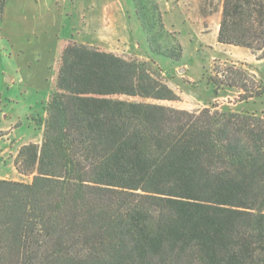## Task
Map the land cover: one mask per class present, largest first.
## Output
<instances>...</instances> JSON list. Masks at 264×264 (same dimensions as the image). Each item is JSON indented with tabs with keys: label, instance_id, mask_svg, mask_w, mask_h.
I'll use <instances>...</instances> for the list:
<instances>
[{
	"label": "trees",
	"instance_id": "trees-1",
	"mask_svg": "<svg viewBox=\"0 0 264 264\" xmlns=\"http://www.w3.org/2000/svg\"><path fill=\"white\" fill-rule=\"evenodd\" d=\"M217 42L264 58V0H222ZM51 68L41 141L13 160L31 180L0 178V264H264V112L147 101L178 99L149 61L73 40ZM209 80L264 94L234 66Z\"/></svg>",
	"mask_w": 264,
	"mask_h": 264
},
{
	"label": "rangeland",
	"instance_id": "rangeland-1",
	"mask_svg": "<svg viewBox=\"0 0 264 264\" xmlns=\"http://www.w3.org/2000/svg\"><path fill=\"white\" fill-rule=\"evenodd\" d=\"M177 1L143 0L144 5L138 10L141 14L154 13L152 7L155 6L160 15L159 28L164 33L157 41L162 47L176 46L180 50L177 56L170 58L149 47L132 0H6L0 17V70H16L18 65H23L27 70H32L30 76L35 83L38 70L49 68L44 77L46 90L33 88L24 93L23 85H15L9 91L2 88L6 106L7 96L15 95V116L12 117L14 124L10 123L14 137H7V131L0 129V147L5 146L4 149L0 148V174L24 182L31 180V175L16 170L13 160L21 141L40 143L46 117L42 115L46 106L45 95L50 93L49 87L54 76L51 68L56 54V49H51L54 40H57V45L61 40L83 41L88 45L149 61L159 71L162 80L177 93L178 99L147 101L188 110L216 105L218 109L264 112V94L240 101L239 89L226 85L217 87L209 80L210 76L217 74V70L234 66L248 71L264 84V58L257 59L251 55V62L245 66L247 70L240 62L233 63L231 54L219 51L216 41H208L203 45L190 42L187 28L179 24V20H175V25L169 19ZM220 1L180 0L189 10L199 3L212 13ZM29 62L31 66H28ZM8 76L10 74L5 75V81ZM4 109L8 111V108ZM24 113L29 115L26 117ZM22 120L26 124L19 122Z\"/></svg>",
	"mask_w": 264,
	"mask_h": 264
},
{
	"label": "crops",
	"instance_id": "crops-1",
	"mask_svg": "<svg viewBox=\"0 0 264 264\" xmlns=\"http://www.w3.org/2000/svg\"><path fill=\"white\" fill-rule=\"evenodd\" d=\"M221 10H222V0L218 4L215 12L213 13L209 12V10H207L206 8L205 9L202 8L199 3L194 5L192 10H189L179 0L173 6V11L170 12L169 19L170 21L173 20L175 25H176L175 20L177 19L179 20V24L187 28L186 32H188L191 37L190 42L203 45V44H206L208 41L217 42L219 22L221 19ZM217 47L219 51H222L223 53L231 54L232 55L231 59H233V63L237 64L238 62H240L242 64V67L244 68L246 66V63L251 62L252 56L255 58V56L251 53L250 50L243 48V47L228 45V44H221L219 42L217 44ZM51 49H57V40L56 41L54 40L53 42H51ZM28 66H31L30 62L28 63ZM48 68L49 67L38 70V76H37V80L35 83L32 82V77L30 76L32 70H27L28 68L23 67V65H18L16 67V70H9V69L0 70V81L3 82V85L2 83L0 85L1 86L0 88V129H4L7 131L6 133L7 137H12V136L14 137V132H13L14 129L12 128L11 124H14V122H12V117L15 116V112L13 109V103H15V95L9 94L7 96L6 100H7L8 105L6 106L5 105L6 102H3L5 100V97H3L4 92L2 91V88L7 89L9 91L15 85H18V86L23 85L24 93L27 92L28 89H33V88L46 90L47 87L44 82V77L46 75V70H48ZM245 69L249 70L247 67ZM6 74H10V76H8L7 81L4 80ZM48 98H49V93L47 92V94L45 95L46 103L48 101ZM4 107L8 108V111H6ZM24 115L27 117L29 113H24ZM42 115L43 117H45L46 110H44V113ZM19 122H22V124H26L25 120H22ZM43 125H42V132H43ZM41 138H42V135H41ZM29 141L30 140L21 141L18 144V147L20 148L21 145L26 144ZM0 146H2V143H0ZM4 148L5 146L2 149ZM0 178L9 179L5 174H0ZM11 180H14V179H11Z\"/></svg>",
	"mask_w": 264,
	"mask_h": 264
}]
</instances>
